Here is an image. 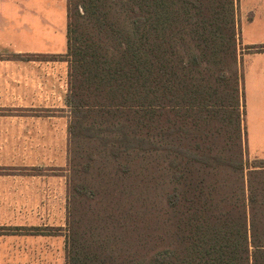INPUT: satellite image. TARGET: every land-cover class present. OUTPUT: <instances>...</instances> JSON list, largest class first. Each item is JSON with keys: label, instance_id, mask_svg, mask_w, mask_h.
<instances>
[{"label": "trees", "instance_id": "trees-1", "mask_svg": "<svg viewBox=\"0 0 264 264\" xmlns=\"http://www.w3.org/2000/svg\"><path fill=\"white\" fill-rule=\"evenodd\" d=\"M237 14L238 0H69L71 137L164 153L170 175L131 236L71 210L66 264H264V159L244 156Z\"/></svg>", "mask_w": 264, "mask_h": 264}, {"label": "crops", "instance_id": "crops-1", "mask_svg": "<svg viewBox=\"0 0 264 264\" xmlns=\"http://www.w3.org/2000/svg\"><path fill=\"white\" fill-rule=\"evenodd\" d=\"M238 8L245 141L249 156L259 160L264 159V0H239ZM68 31L69 0H0V53H11L0 56V198L48 199L44 214L66 213Z\"/></svg>", "mask_w": 264, "mask_h": 264}, {"label": "rangeland", "instance_id": "rangeland-1", "mask_svg": "<svg viewBox=\"0 0 264 264\" xmlns=\"http://www.w3.org/2000/svg\"><path fill=\"white\" fill-rule=\"evenodd\" d=\"M239 10L240 13L243 11L241 6ZM238 15L239 12L237 32L240 37ZM1 55L10 57L11 53H0ZM241 111L243 112V107ZM244 115L243 113L244 156L250 164L256 159L251 158L247 151ZM112 145L113 143L101 145L100 138L96 140H91L87 136L70 138V172L64 214L40 213L41 207L48 204V199L0 198V232L11 233V229L7 228L23 225L29 228L38 227L39 230L36 232L48 233L0 235V264H66L65 247L70 231L69 212L71 210L74 212L73 209H81L79 219L83 226L88 214L96 226H99L100 220L103 219L100 226L113 227L112 230L119 238L129 230L131 236L136 225L140 230L144 224L147 225L150 221L148 208L153 202H159L164 194L165 181H168L166 175L167 173L170 175L164 168L165 154L126 150V144L122 143H114L119 147V152L114 154L110 150ZM90 163L89 172H82L81 167ZM123 165L129 167L125 168ZM125 169H128L127 172L122 171ZM84 179L91 198L75 189V184L82 183Z\"/></svg>", "mask_w": 264, "mask_h": 264}]
</instances>
